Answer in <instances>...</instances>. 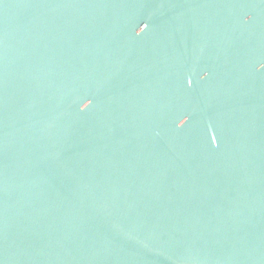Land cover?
Listing matches in <instances>:
<instances>
[{
	"label": "water",
	"instance_id": "1",
	"mask_svg": "<svg viewBox=\"0 0 264 264\" xmlns=\"http://www.w3.org/2000/svg\"><path fill=\"white\" fill-rule=\"evenodd\" d=\"M0 264H264V0H0Z\"/></svg>",
	"mask_w": 264,
	"mask_h": 264
}]
</instances>
